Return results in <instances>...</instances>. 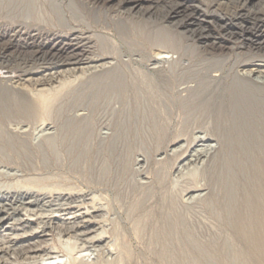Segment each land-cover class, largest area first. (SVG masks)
Instances as JSON below:
<instances>
[{
	"label": "rangeland",
	"instance_id": "374dc122",
	"mask_svg": "<svg viewBox=\"0 0 264 264\" xmlns=\"http://www.w3.org/2000/svg\"><path fill=\"white\" fill-rule=\"evenodd\" d=\"M118 1L119 0L106 1L104 7L114 6ZM174 4L180 5V8L177 10L178 12H166ZM140 6L153 7L154 12L152 13V19L154 18L157 23L168 27V32L167 34L164 32V35L171 37L170 32L173 30L175 31L173 26L177 25V23H182L183 25L180 24L181 26H177L176 32L180 36V40H182L181 42L184 45H192L193 47L197 46L195 52L198 54L206 48V44L208 43L221 44L224 47H229L231 49L228 51L231 56V60L229 61L234 60V53L243 49V46L246 45L245 42L247 40L249 41V39L247 37L240 36L241 34H239L237 25H234V27L230 26L228 30H225L223 24H235V22H240L244 25L246 24V26H250L253 22L251 20L253 17L250 19L251 14L249 15L248 13H244L243 16L233 18L229 12H264V0H162L158 2H156V0H142ZM262 18H264V16ZM156 22L154 24L155 26L152 24L150 26L151 29L148 28V30L150 29L148 31L149 34L148 32H145L140 37V41L144 42L147 50H149L148 55L151 59L147 58L148 61L150 60L149 62L144 61L139 63L140 65L136 67L140 73L142 72L141 74L144 77L147 75L146 78H148L151 83L150 86H148L149 89L146 85H144L143 88L146 87L147 89H142L143 92L138 97L129 92L121 95L112 94L111 92L108 94L106 92L102 93L100 96H92V98L90 94L82 95L81 93V96H79V86L85 81V78L89 73L88 70H92L88 67L94 65L99 66L101 64L107 65V62L112 61L111 58L102 59L96 64L80 63L77 65H65L64 67L61 66L58 69H52V72L60 73L61 71V73L58 76H56L55 73L54 76L56 77L53 80L46 82V84L39 83V85L34 83V80L39 78L40 74L29 76L23 72H16L12 74V76L15 75L13 76V81H16L15 84L17 83L16 85H18L20 90H22V93L15 95V98L17 99L16 101L20 103V106L30 108L34 107V105L36 106V102H39L41 104L43 103L44 108H48L50 110H55L57 108L67 111L70 110L74 114H88V117H91V120L89 119L88 121H83L88 127H83L84 124L82 125V123H76V127L70 128L72 129L70 130L71 132L77 131V135H80V138L89 139V137H91L92 139H90L93 143L98 139L99 135L111 136L112 132L116 130V127L117 130L120 131L124 129L122 131L124 133L122 134L124 135L127 133L129 138L125 140L122 139V143H120L114 150V153L112 152L111 154L113 155V158L116 155L114 158L115 161H119L117 164L119 167L118 169L122 168L121 166L124 164H127V167L125 166L123 172L120 171L121 174L125 173L123 174L122 179L118 180L115 184L120 185L122 181L123 184L121 183L120 186L126 185L127 182L131 183L133 186V182H135L136 186H139V183L141 184L147 181L150 183L158 174L157 171L160 172V170H163L162 172L167 174L164 183L176 194L175 199L177 208L175 211L176 216H174V221H176V223L174 224H180L174 227L172 234L168 232L169 235H167L166 224L164 221H160V207L155 205L156 209L153 210L150 217H147L146 215V217L144 215L142 216L143 218H147L144 219L147 221V225L145 226L146 229H144V231H139V228H136L134 222V216L137 217L139 213L136 215L134 213L133 216L129 214L131 212L130 200L134 199L135 195L131 193L133 195L129 194L130 196L127 199H123V197L119 198V195L116 193L117 191L115 189L112 190V183H103L104 181H101L100 178L98 179L97 174L90 169V164L88 163H91V165L93 164L97 148H92L91 152L93 154L89 152L90 154H84L85 156L82 155L80 157V161L82 162H80L76 168H73L72 165H70L71 161L66 159L67 161L65 160L64 162L63 160L59 164H56L47 170L37 169L32 172L29 170L27 172H23L20 171L22 169H19L17 165L9 164L5 161L3 163V161L0 160V188L13 187L15 182L17 184L19 178L21 181H19L20 183H25L27 181H31L32 179L33 181H36V178H41L42 182L36 181L35 189L39 187V190L49 191L55 188L52 192H71L73 190L72 193L79 192L86 194L84 198H77L71 201L54 200L46 203L47 205H31L24 208H22L23 206H19L20 209L18 208L15 213H12V211L9 210L10 215L3 214V216H6L5 220L0 223V264H75L77 261L80 263L81 260L83 262H87L86 260L90 262L92 260L91 264H106L108 262L111 263L115 258H119L120 255H122L120 258L123 262L121 264H264V201H261L264 199V187H262V185L264 186V156L261 155V159L260 157L255 158L254 161L251 162L252 166L250 162L248 163V173L250 172L249 167L257 168H255L256 171L253 175L251 173L252 171L249 174L246 173V185H238V182L240 181L238 180L239 178H237L238 181L235 180V178L239 175V173H236L240 167V165H238L240 164V160L233 154V157L228 156L226 159L224 158L227 156L224 158L220 157L216 159L217 161L215 160L213 162L210 160L211 165H215L212 166L211 169H208V167L205 166L209 164V159L207 162H201V160L196 161L193 159L195 158L194 150H199V148H201V146H196L198 143L197 136H204V138L208 139L210 143L213 142L212 144H215L217 140L216 137L212 136L210 132H208V127L205 128V126L208 125L207 123L210 121L209 119H211L208 118L209 114L206 113L205 110L206 98L210 97L209 95L213 90H215V87L210 86V93L206 96V80L195 78L186 83L190 86L197 85L196 91L189 94L190 97L186 93L181 95L183 97L181 101H179L180 99H178L177 96L172 97L170 89L167 88V86H169V78L166 65L162 64L154 71L150 69V67L155 64V61L153 60H155L156 57L158 59L163 55H166V49L154 46L155 42L153 41L155 40L154 37L157 31L156 27L158 25ZM242 43L245 44L242 46ZM10 51L11 50L8 52ZM215 52L218 54L220 53V50ZM196 53H194V55H196ZM137 54V52L131 54L130 52L128 53V51H125L121 57L123 60H127L128 58L138 59ZM222 54L224 55V53ZM204 57L206 58V52L204 53ZM183 59H187V56H184ZM14 62L15 56H7L3 58V60H0V66L5 67L9 64H14ZM30 62L28 63V66L33 65L32 63L38 64L36 62ZM44 67L51 68L52 66L44 65ZM249 69H252V67L245 66L242 70L248 71ZM42 70L44 69L39 68L37 70H33L32 72ZM66 70L69 71L67 72ZM4 71H6L5 68H0V72ZM213 74L216 73L214 72ZM24 79H31V81L24 82ZM224 85L225 82L220 83L218 90L222 89ZM184 86L185 85H181L180 88ZM181 96L179 95V97ZM134 97L142 104L138 102L137 104ZM220 102L221 100H218V102H215L216 105L214 104L212 106V113L214 116L215 114H218V111L221 109V106H219L221 105ZM171 103L173 105H171ZM138 105L142 106L140 107ZM214 111L216 113H214ZM59 118L49 116L50 120H48L47 117V119H43V122H41L42 119L40 120V118H38L40 121H37L38 119L27 120L22 118L20 120L15 119L7 123L8 126L10 125L9 127H12L13 129H25L27 132H30L31 134L28 133V138L32 142L36 143L40 138H43L47 134H57V126H59L57 123L63 121L65 117ZM215 118H217V115ZM157 122V127H154ZM159 126L160 128H158ZM206 131L209 134H207ZM84 133L88 135H85ZM159 141L160 143H158ZM126 142H129L130 144ZM178 145H183L184 147L189 146V149L184 151L182 146V148H179L180 150H177L178 152H170V149H173ZM193 154L194 156H191ZM201 155H203V153ZM143 158L147 161L145 164ZM230 158L236 159L231 160ZM135 159L141 160L143 164L140 163L136 165L137 161ZM203 159H205V157H203ZM115 163L116 162L111 163V165L114 166L112 168H115ZM254 163L255 165H253ZM134 166L137 167L135 168ZM140 167L144 170V172L134 173L133 175V171L135 172V169ZM206 169L208 171L205 174ZM2 171L4 172V175H2ZM260 172H263V174ZM120 173L117 172L119 176L121 175ZM251 175L253 177H250ZM17 176L21 177L17 178ZM22 177L24 181L22 180ZM216 177L217 179H220L223 189L221 186L216 184ZM24 178H27V180ZM229 179L231 180V183ZM251 181L253 184L250 188ZM41 186L44 188L41 189ZM189 186L193 187L190 188ZM244 188L248 189V191ZM130 189L131 188H129V190ZM129 217L130 219H128ZM90 219H93L94 222ZM88 220L90 221L89 225L91 226L90 228H92V232L87 235H80V232L77 231V227L74 225H79V227L84 226V224L88 223ZM151 225L155 226L152 227ZM161 226L164 227V229L161 228ZM69 227L71 228L68 230ZM149 228L151 230H149ZM161 230L166 231L163 232ZM162 232L165 234L163 235ZM139 234L140 236H138ZM170 234L172 235V239ZM97 235L102 236V243L95 246V244L92 245V240L88 237H95ZM167 238H169V240ZM169 242L171 243L169 244ZM114 243L116 246L119 245L116 249L113 248L115 247ZM166 244H168V246H166L167 249L170 247L171 249L169 248L168 250L171 251H168L167 249L162 251V246L166 248L164 246ZM125 245H127V247ZM111 246L113 249V255H109L110 257H108V255L104 253L106 250L105 248H111ZM169 253H171V256L174 259L171 256H168ZM102 254H104V256ZM80 257L82 259H80ZM165 258L169 259L165 260ZM93 260L96 261L94 262Z\"/></svg>",
	"mask_w": 264,
	"mask_h": 264
},
{
	"label": "bare ground",
	"instance_id": "6f19581e",
	"mask_svg": "<svg viewBox=\"0 0 264 264\" xmlns=\"http://www.w3.org/2000/svg\"><path fill=\"white\" fill-rule=\"evenodd\" d=\"M106 1H110V0H0V41H1L0 60H3V58L7 56L9 57L15 56L14 64H9L5 67L0 66V68H5L6 70L4 72H0V160H2L3 163L5 161L6 163L17 165L19 169H22L20 171H23V172H27L28 170L32 172L37 169L47 170L48 168L50 169L54 165L59 164L63 160L65 162L66 159L67 160L69 159L71 161V162L69 161L71 163L70 165H72L73 168L74 167L76 168L79 165V163L82 162L80 161V157L82 155L88 154L89 152H91L92 148H97L96 154L94 153L95 155H94L93 164L91 165V163H88L90 164V169L97 174L98 179L100 178L101 181H104L103 183H109V184L112 183L113 188L111 186L110 187L112 188V190L115 189L117 191L115 192L119 195V198L123 197V199L125 198L127 199L129 198L130 196L129 194L131 193L135 195L134 199L130 200L131 212L129 214L133 216L134 213L135 215L139 213L137 217L134 216V222H135L136 228H139L138 229L139 231L140 230L144 231V229H146L145 226L147 225V221H145L144 219H147L145 218L146 216L150 217L151 213H153V210L156 209L155 205H157L160 207V210H159L160 213L158 212L161 218V219L159 218L160 221L162 222L164 221V223L166 224L167 233L169 232L172 234L173 233L172 230L174 229V227L180 224V223H177L176 225L174 224L176 223V221H174L175 220L174 216H176L175 211L177 208V203L175 199L176 194L171 189H169L164 183L165 177H167V174H164L162 172L163 170L161 171L159 169L160 172L157 171L158 174L155 176V179H153L152 182L149 183L146 180L147 182L145 183L147 184L139 183V186H136L135 182H133L132 183L134 184L133 186L131 185V183L127 182V184L125 183L126 185L120 186L123 181L120 183V185L115 184L118 182V180L122 179L123 174L125 173L124 172L123 174H121L120 171L123 172V170L125 169V166L127 167V164H124V165L120 164L122 165L121 166L122 168L118 169L119 167L117 164L119 161L118 162L117 160L115 161L114 158L116 157V155L113 158L112 157L113 155L111 154L112 152L114 153V150L117 148V146H119V144L122 143V139L125 140L129 138L127 133H125L124 135L122 134L124 133L122 132L124 129L120 131V130H117V127H116V130L114 128L115 131L112 132L111 136L109 135L100 136L99 135L98 139L92 143L91 141L92 138L89 137L90 135L88 136L89 139L91 138L90 140L84 139L82 137L81 139L80 135L79 136L77 135V131L76 132L70 131L72 130L70 128L76 127L75 125L76 123L78 124L82 123V125L84 124L83 127L86 126L84 122L88 121L89 119L91 120V117L89 118L88 114H85V115L84 113L74 114L70 110L67 111L64 109H57V108L55 110L54 109L50 110L48 108H44L43 103L41 104L39 102H36L37 105L36 106L34 105V107H30V108L22 107L20 106V103L16 101L17 99L15 98L16 94L18 95L22 93V90H20L18 85H16L17 83L15 84L16 81L15 82L13 81V76L15 75L12 76V74L16 72L18 73L23 72L29 76L40 74V77L36 78L34 80V83H37V84L45 83L46 84V82L53 80L56 76H58L61 73V71L60 73L52 72L51 71L52 69H58L59 67L61 66L64 67L65 65H77L80 63H95L96 64L97 62L105 58H111L112 61L107 62V65L101 64L99 66L94 65V66L88 67L89 69L90 68L92 69V70H88L89 73L86 72L87 71L86 69L85 72L88 74L85 78V81L80 85L81 87L79 86L80 88L78 90L79 96H81V93L82 95L90 94L92 98V96L93 97L100 96L102 93H106V92L108 94L109 92H111L112 94H118V95L129 92L133 95L135 94V96L138 97L143 92L142 89H145V90L147 88L149 89L148 86H150V83H151L150 80L146 78L147 75L144 77L141 74L142 72L140 73V71L138 70L136 66H139L140 65L139 63L148 61L149 58L151 59V57H149L148 55L149 50H147L144 42L140 41L141 40L140 37L145 32H148L151 29L150 26L152 24L154 25L156 22L154 18L152 19V13L154 12L153 7L140 6L142 0H119L114 6L104 7V4L106 3ZM158 1H162V0H156V2ZM177 4L172 5L169 8V10L166 12L168 13L178 12L177 10L180 8L179 7L180 5H177ZM2 11H5V12H2ZM244 13H248L249 15L251 14L250 19L253 17V19H251L253 22L252 23L250 22L251 23L250 26H246V24L244 25L243 23H240V22H235V24H227V23L223 24L224 25L223 27L225 30H228L230 26L234 27V25H237L239 34H241L240 36H244L249 39V41L247 40L245 42L246 45H244L245 43H242V46L244 45L243 49H240L238 52L234 53L235 57H234V60L232 61H229L231 60L230 59L231 56L228 53V51L231 50L229 47H224L221 44L208 43L206 44V48H204L203 51H200L197 54L195 52L197 46L193 47L192 45H186V44L184 45L181 42L182 40H180L181 39L180 36L176 32L177 26L178 27L181 26L180 24L182 23H177V25L173 26L175 28V31L173 30L172 32H170L171 34V37H170V36L164 35V32H166L167 34L168 27L163 26L156 22L158 24L156 27L157 31H156L155 37L153 36L155 40L154 39L152 40H154L153 42H155L154 46H158L159 48L166 49L165 50L166 55H163L161 58H158V59L156 57V59L153 60L155 61V64L153 63L154 65L150 67V69L154 71L158 69L159 66H161L162 64L166 65L167 74L169 78V86H167V88L170 89L172 97L177 96V98L180 99L179 101H181V99L183 98L181 96L183 93H186L187 95H189L192 92L196 91L197 85L190 86L186 84L190 80H193L195 78L206 80V96L208 95V93H210V90H209L210 86L215 87V90H213L210 93L209 95L210 97L206 98V109L205 110H206V113L209 114L208 118H211V119H209L210 121L208 123L206 121L208 125L205 126V128L208 127V132H210L212 136L216 137L217 140L215 144H212L213 142L210 143V141L204 138V136H197L198 139L197 138L196 139L198 143L196 144V146H199V147L201 146V148H199L200 151L194 150L195 156L194 154L191 156L195 157L193 158L194 160L196 161L201 160V162L203 161L207 162V160L209 159V162H208L209 164L205 166H207L208 169L209 168L211 169V167L215 165H211L210 160H212L213 162L220 157L224 158L225 156H227L224 158L226 159L228 158V156L233 157L232 156L233 154L240 160L239 161L240 164H238L240 165V167L238 169V172L236 173V174L239 173V175L235 178V180H237V178H239L238 180H240L239 181L240 183L238 182V185L240 184L246 185L245 183H247L245 182V178H246L245 175L246 173H248L247 172V169L249 166L248 163L253 162L254 159L257 157H260L261 159V155L264 156V69H262L264 68V18H262L264 16V12H252V13L250 12H229L231 17L233 18L243 16ZM148 28L150 29L148 30ZM9 50L11 51L8 52ZM217 50H220V53L216 54L215 51ZM125 51H128V53L130 52L131 54L134 52H137L138 59L128 58L127 60H123L121 56L122 54L125 53ZM205 52H206V58L204 57ZM194 53H196V55H194ZM222 53H224V55ZM184 56H187V59H183ZM30 61L36 62L38 64L32 63L33 65L28 66V63ZM44 65L46 66L48 65L52 67L46 68L44 67ZM245 66H251L252 69H249L248 71L242 70L243 67ZM39 68H43L44 70L32 72L33 70H37ZM66 71L68 72L69 70H66ZM214 72L216 74H213ZM55 73H56V76H54ZM62 73H63V70H62ZM30 78H33V77H30ZM19 80H20V77H19ZM25 81L29 82L31 81V79H24V82ZM197 81H200V80H197ZM222 82H225V85L222 89L218 90L219 84ZM144 85H146L147 88L146 87L143 88ZM181 85H185V86L180 88ZM179 95L181 97H179ZM217 99L221 100L220 102L221 105H219L221 106V109L219 108L220 110L218 109L219 110L218 114H215L214 116V114L212 113V110H213L212 106L215 104L216 101L218 102ZM135 101L136 103L137 102L140 103L139 100L138 101L136 100V98H135ZM172 103L171 105H173ZM169 109H170V106H169ZM215 111L214 113H216ZM216 115H217V118H215ZM49 116L57 117V118L59 117H63V118L65 117V118L63 119V121L57 123L59 124V126H57L58 128L57 134H51V133L47 134L43 138H40L36 143L32 142L28 138L29 137L28 133L31 134L30 132H27L25 129H21V130H18L17 128L13 129L12 127H9L10 125L8 126V123H7L15 119L20 120L22 118L27 119V120H33V119L37 120L38 118H40V120L42 119L41 122H43V119H47V117H48V120H50ZM40 120L38 119L37 121H40ZM159 121H160V118H159ZM157 124L158 122L155 123V125L153 124L154 127H157ZM77 126H80V125H77ZM160 126L158 128H160ZM208 132L207 134H209ZM84 134L88 135L86 133ZM194 140H195V137H194ZM126 143H129V142H126ZM158 143H160V141ZM182 146L183 145H178L177 147L170 149V152L176 153L178 152L177 150L179 148H182ZM183 148H184V151H187L189 149V146L187 147L183 146ZM202 153L203 155H201ZM203 157H205V159H203ZM233 159L235 160L236 158H233ZM136 161H137L136 165L140 163L143 164L141 160L137 159ZM112 162H116L115 168H112L114 167L111 165ZM145 162L147 161L144 160V164ZM253 165H255V163ZM251 166H252V163H251ZM255 168L249 167L250 172L252 171L251 172L252 175L255 174V171H256ZM258 168H261V167H258ZM4 171H7V170H4ZM207 171L208 170L206 169L205 174ZM117 172H119L121 175L119 176ZM139 172H144V170L141 167L138 169H135V172L133 171V175L134 173H139ZM6 173H9V172H6ZM261 174H263V172ZM2 175H4V172ZM252 175L250 177H253ZM19 177L17 176V178ZM24 179L27 180V178H24ZM18 180L20 181V178ZM22 180H23V177H22ZM215 180H216V184L221 186L220 179H217L216 177ZM31 181H33V179ZM31 181H27L25 183L24 182L20 183L21 182L20 181L19 183L17 182V184L15 182L14 186L11 188H8V187L0 188V223H2L5 220L6 215L3 216V214L10 215L9 210H11L12 213H15L18 210L19 206H23L22 208H24L26 206H31V205L33 206L39 205V204L45 205L46 203H49L50 201L52 202L54 200L71 201L77 198L78 199L84 198L86 195L84 193H79V192L72 193L73 190L71 192H61V191L52 192L54 191L53 189L55 188L53 189L51 188L52 190H49V191L47 190L42 191L38 189L39 187L35 189L36 181H41V178H36V181H33V182ZM254 181H257V180H254ZM230 183H231V180H230ZM252 184L253 182L251 181L250 188ZM189 187L191 188L193 186H189ZM262 187L264 186L262 185ZM42 188L44 187L41 186V189ZM129 188L131 189L129 190ZM239 189H240V186H239ZM245 190L248 191V189H245ZM261 201H264V199ZM143 215L144 216L146 215V216L143 218L142 217ZM128 219H130V217ZM87 222L88 223L84 224V226H81V227H79V225L78 226L74 224L72 225L77 227L76 229L77 231L80 232V235L81 234L87 235L92 232V228H90L91 226L89 225L90 221L88 220ZM156 223H157V220H156ZM148 226H149V223H148ZM151 226L154 227L153 225ZM70 228L71 227H69L68 230ZM150 228L149 230L152 229ZM161 228L164 229V227L162 226ZM169 233L167 235H169ZM138 236H140V234ZM88 238H91L92 245L95 244L96 246L97 244L102 243L101 235H97L95 237H88ZM167 239L169 240V238ZM171 239H172V235H171ZM161 240H164V239H161ZM164 242L162 243L165 244ZM170 243L171 242H169V244ZM118 246L115 245V247L113 248L116 249V247ZM125 246L127 247V245ZM164 246L166 247L168 246V244ZM90 247H93V246H90ZM162 248H163L162 251L164 249H167V247L164 248L163 246ZM105 249L106 250L104 253H106L108 257H110L109 255H113L112 246L111 248H105ZM168 251H171V250H168ZM169 254L168 256H171V253ZM102 255L104 256V254ZM121 256L122 255H120V257ZM81 257L80 259H82ZM120 257L115 258L113 259L111 263L108 262L106 264H121L123 262ZM166 259H169V258H165V260ZM86 261L87 262L85 261L83 262L81 260L80 263H78L79 261H77L76 263L78 264H89L90 263L91 264L92 260L90 262L88 260ZM93 261L95 262L96 260H93ZM107 261H108V258H107Z\"/></svg>",
	"mask_w": 264,
	"mask_h": 264
}]
</instances>
